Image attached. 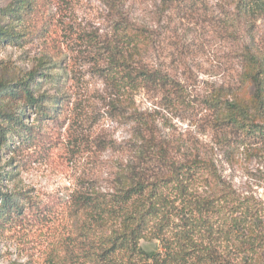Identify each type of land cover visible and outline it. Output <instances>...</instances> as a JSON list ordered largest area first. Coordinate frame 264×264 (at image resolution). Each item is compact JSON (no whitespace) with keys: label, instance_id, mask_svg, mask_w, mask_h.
<instances>
[{"label":"trees","instance_id":"trees-1","mask_svg":"<svg viewBox=\"0 0 264 264\" xmlns=\"http://www.w3.org/2000/svg\"><path fill=\"white\" fill-rule=\"evenodd\" d=\"M111 1L117 7L121 2ZM18 2L0 8V43L45 41L46 19L36 9L37 1ZM162 4L190 14L208 10L206 0ZM220 12L226 34L239 46V68L227 88L229 97L219 89L199 106L214 115L210 122L221 131L263 134L257 114L264 111V55L255 46L253 31L264 19V0H229ZM161 37L157 25L134 22L116 12L112 32L103 41L107 63L101 73L123 95L144 90L163 104L189 108V83L184 84L156 53ZM50 84L56 92L43 90ZM245 84L251 87L248 99L240 94ZM5 98L25 101L19 114L3 103ZM71 104L66 74L45 64L13 84L0 82V147L12 155L48 149L49 134L43 126L62 127ZM116 108L140 137L139 144L128 148L134 159L127 181L109 189L78 190L64 203L45 202L29 190L0 193V230L46 224L57 217L61 235L45 264H264L255 260L256 247L264 240V205L238 193L212 159L198 152L181 153L162 136L150 112L130 110L124 100ZM29 114L35 115L32 124L24 121ZM98 143L113 150L127 145L105 138ZM12 171L3 176L12 177ZM154 239L161 244L159 250L142 248V240Z\"/></svg>","mask_w":264,"mask_h":264},{"label":"rangeland","instance_id":"rangeland-1","mask_svg":"<svg viewBox=\"0 0 264 264\" xmlns=\"http://www.w3.org/2000/svg\"><path fill=\"white\" fill-rule=\"evenodd\" d=\"M35 1L46 19L47 39L27 45L0 43V82L13 84L45 64L54 72L66 74L72 104L62 127L43 126L49 134L48 149L12 155L0 147V193L29 190L45 202L64 203L81 189H109L116 183L122 186L134 159L129 149L140 142L133 124L118 115L116 104L124 100L130 110L150 112L162 136L175 143L181 153L198 152L212 159L238 193L264 205V133L251 136L237 130L221 131L210 122L214 115L199 106L219 89L229 97L227 90L239 68V46L226 34L218 17L229 0H206L208 10L196 14L174 10L162 0H121L118 7L111 0ZM15 3L18 0H0V8ZM116 12L125 13L134 22L157 25L162 37L156 53L184 84L189 83L191 107L163 104L144 90L123 95L101 73L107 63L103 41L112 32ZM254 28L255 46L264 55V19ZM53 88L50 84L43 90L54 93ZM250 90L245 84L241 96L248 99ZM4 101L13 114H19L25 103L9 98ZM34 120V114L24 117L27 124ZM2 122L0 117V126ZM257 122L264 126V111L257 114ZM102 138L127 145L118 150L104 149L98 143ZM11 168L12 177L3 176ZM58 220L54 217L46 224L0 230V264H45L61 235ZM141 246L149 252L161 248L156 239L142 240ZM255 255L256 261L264 262V240Z\"/></svg>","mask_w":264,"mask_h":264}]
</instances>
